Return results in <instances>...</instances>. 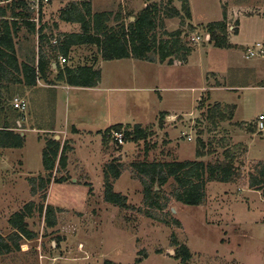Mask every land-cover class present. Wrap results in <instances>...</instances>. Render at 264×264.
I'll return each mask as SVG.
<instances>
[{"label": "rangeland", "instance_id": "1", "mask_svg": "<svg viewBox=\"0 0 264 264\" xmlns=\"http://www.w3.org/2000/svg\"><path fill=\"white\" fill-rule=\"evenodd\" d=\"M58 1L65 6L73 0L44 4L49 6L44 19L50 26ZM182 1L91 0L93 11H119L124 24L147 3H156L162 20L158 36L168 38L166 32L179 30L190 53L185 61L175 59L173 68L166 62L160 66L157 61L132 58L104 61L100 89L57 90L50 95L47 107L55 103L54 118L46 109L48 118L38 125L45 127L49 119L48 127L68 128L48 135H57L61 144L68 141L72 150L64 170L68 181L51 182L44 201L40 192L30 194L28 178L44 173L41 152L46 134L26 126L22 148L0 149V235L10 233L9 218L29 201L34 208L27 223L36 234L31 240L22 239L19 251L0 255V264H104L107 260L181 264L174 258L181 244L191 253L187 264H264V196L249 185L250 176L264 164V132H258L255 124L264 112V53L246 57L256 44L264 50V0H188L190 19L180 11ZM170 5L183 15L166 17L163 11ZM223 13L229 46L216 48L205 25L222 20ZM195 36L197 41L192 40ZM184 75L187 79L178 81ZM202 84L210 90H201ZM0 95L4 106L19 118L26 114V109L13 107V98L22 97L17 87L1 90ZM8 120L16 126L14 118ZM116 123H127L129 133L135 124L141 125L148 133L146 140L125 139L118 144L107 138L105 130ZM73 125L77 134L71 131ZM198 152L203 156L197 157ZM228 157L237 171L233 181L207 182L201 206L170 198L162 212L143 202L142 186L130 167L137 161L224 162ZM111 161L125 167L113 191L126 196L130 208L103 199V170ZM61 173L54 171V176ZM174 187L170 179L161 187L162 196L170 195ZM41 203L60 208L54 227H47L39 214Z\"/></svg>", "mask_w": 264, "mask_h": 264}, {"label": "trees", "instance_id": "2", "mask_svg": "<svg viewBox=\"0 0 264 264\" xmlns=\"http://www.w3.org/2000/svg\"><path fill=\"white\" fill-rule=\"evenodd\" d=\"M0 3H5L11 11V25L17 30L21 23L30 25L33 9L30 7L28 0H0ZM39 7L38 12L41 10ZM164 15L166 17H179L180 11L184 13L187 19L191 15L188 8V0H183L181 10H177L173 6H166ZM0 11L3 17L7 16L4 6H0ZM37 12V13H38ZM120 14V13H119ZM118 13L109 11L93 12L91 8V0H73L68 2L60 9L59 18L66 22L78 23L79 31L76 33L63 34L61 42L55 41L50 46L49 54H44L42 50L38 53L37 68L34 65L23 63L20 66L17 64L15 56V48L12 39L10 38V25L7 19L1 21L0 29V81L8 79L11 73H19L22 75V82L25 85H34L36 83L37 72L44 71V66L48 62V57H57L58 54L66 56L71 45L94 44L100 56L105 61L120 60L132 58L146 62H166L171 65L175 59L185 61L190 49L182 42L181 32H166L168 38H160L156 33L159 26L162 25V20L159 16V7L156 3H147L135 15H130L133 20H128L126 24L121 21ZM10 17V15H9ZM29 21V22H28ZM114 21L115 24H111ZM226 14L223 13V19L210 22L205 25V30L209 35V42L216 48H226L229 46L226 37ZM8 36V37H7ZM8 39V40H7ZM12 61L15 62L13 66ZM4 63L14 67L13 72L5 70ZM65 76V82L70 86L77 87H95L100 81V71L93 70L89 66H79L69 68L64 66L60 70L57 77L58 80ZM5 89L0 84L1 90ZM9 91V89H5ZM0 113H3V123L0 125V149H19L24 145V136L20 132L13 129V126L8 120L14 118V123L19 119L18 114H15L9 108L5 107L1 102L0 95ZM163 115V114H161ZM121 129H125V134ZM128 124H115L105 130L104 135L107 138L112 137L113 132H122L124 140L138 142L146 140L148 133L139 124L133 126V133H129ZM133 134V135H132ZM126 137V138H125ZM113 138V137H112ZM115 141V140H114ZM116 142V141H115ZM117 143V142H116ZM118 149L121 145L117 146ZM72 150L68 141L60 143L59 140L51 137L45 139V144L41 152V163L43 174L36 177H29L30 194L32 196L40 192L41 199H46V189L51 183H64L68 181V176L65 174L68 156L67 153ZM197 157H202L201 152L196 153ZM130 167L133 169V178L138 180L142 186L143 202L148 208L156 211H163L170 198L176 202L191 205L201 206L206 199L205 185L207 182H231L236 177V167L233 166L231 158L226 161L204 162L203 160H187V161H152V162H131ZM125 167L118 162H109L103 170V199L105 202L116 205L120 208H130L127 204L126 196L119 192L113 191V183L117 180ZM54 171L62 172L59 177L54 176ZM172 179L175 187L170 195L161 194V187L166 185ZM249 185L257 190H261L264 196V164L258 169L256 175L249 178ZM34 203L27 202L21 210L14 212L8 223L11 227L10 233L6 236L0 235V255L8 254L12 251L20 250V241L22 239L31 240L36 237V234L29 228L27 218L32 215ZM39 214L43 216L47 227L56 225V213L60 208H55L52 205L39 204L37 206ZM149 217H154L149 210L144 212ZM160 221L164 220L162 218ZM172 223L180 226L177 219H173ZM174 258L179 260L181 264H187L191 258V253L187 246L181 244L175 251ZM138 258L135 263H139ZM104 264H115L109 260Z\"/></svg>", "mask_w": 264, "mask_h": 264}, {"label": "crops", "instance_id": "3", "mask_svg": "<svg viewBox=\"0 0 264 264\" xmlns=\"http://www.w3.org/2000/svg\"><path fill=\"white\" fill-rule=\"evenodd\" d=\"M56 6V18L52 20V25H48L46 21L47 19H44V12L48 7L42 6L41 10L38 13H32L31 23L34 24V27L32 28L30 25H24L21 23L20 27L15 30L11 25L12 17H11V11L8 9L7 6H5V3H0V6H4V9L6 10L7 16L3 17L0 12V29H1V21L4 19H7L10 25V38L13 41L14 48H15V56L17 58V64L20 66L23 63H28L30 65H34L37 68L38 64V53L39 50H42L44 54H49L50 52V46L57 42H61L63 40V34H69V33H76L79 31V24L75 25L71 22L63 21L59 18V12L62 7H64V4H59V1L57 2ZM56 5V4H55ZM91 8L92 2H91ZM2 11V9H0ZM101 11H109L114 13H120L119 11L113 12L112 10H101ZM93 12H100V11H93ZM10 15V17H9ZM121 17V16H119ZM29 22V21H28ZM74 24L73 27L68 28L66 27L67 24ZM111 24H115L114 21L111 22ZM22 28L26 29V33L22 32ZM8 37V36H7ZM8 40V39H7ZM60 57L65 58V62L62 63L60 60ZM122 60V59H120ZM100 56V52L98 51L97 47L94 44H79V45H71L69 48V51L66 56H63L61 54H58L57 57H48V62H46L44 66V71L37 72L36 75V83L34 85H25L22 80V75L19 73H11L9 75L8 79L1 80L0 84L5 89H10L11 87H17V92L23 97H18L22 99L26 104V114L23 115V117H20L18 120H16V126L17 128H14L13 130L16 132H22L24 130H27L26 128L32 129V131L35 132H43L44 135V142L47 137H50L52 135H48L51 132L57 131L58 128H61L59 130H63L67 132L66 128H63L61 126H49V119H47L46 126H40L38 124L41 123V121L44 118H48V114L46 112V109H48L49 116L53 114L54 118V110L56 108L55 103L51 106V103L49 104V107H47V99H51L52 96H54L53 92L57 93V90H65V92L70 91L71 89H89V90H95L100 89L99 86L101 85V64L104 62ZM13 66L15 65V62L12 61ZM158 64L160 66H163L162 63ZM4 63L5 70L9 72H13L15 69L14 67ZM64 66H67L69 68H76L79 66H89L93 70H99L100 71V81L97 86L95 87H77V86H70L65 82V76L63 75L62 79L58 80L57 77L60 73V70L63 69ZM170 68H173L174 65H166ZM189 66V65H187ZM187 66H185L187 68ZM190 67V66H189ZM185 70L184 67H180L179 69ZM188 69V68H187ZM213 73H217L215 71H210ZM206 73V70H204V75ZM187 76L184 75L178 79V81L186 80ZM208 82V81H206ZM173 83V82H172ZM202 84L201 90L207 89L208 87L203 86ZM221 88L223 85H218ZM218 87V88H219ZM217 88V89H218ZM229 88V87H228ZM5 89H2L4 91ZM209 89V88H208ZM210 90V89H209ZM6 91V90H5ZM29 95V96H28ZM51 95V97H50ZM57 95V94H56ZM207 96L209 94H206ZM205 95V96H206ZM26 96V97H24ZM161 96L159 95V98ZM52 100V99H51ZM28 108V111H27ZM166 116H168L165 113ZM33 124L36 125V128L32 126ZM116 124H122V123H116ZM127 124V123H126ZM37 125L39 127H37ZM125 125V124H123ZM27 126V127H26ZM112 126V125H111ZM52 128V129H50ZM18 129L19 131L15 130ZM71 131L75 134L79 132L78 129L74 127V125L71 127ZM22 136H24V132L21 133ZM40 138V136H38ZM53 138H57V135H53ZM44 147V146H43ZM43 149V148H42ZM43 170V169H42Z\"/></svg>", "mask_w": 264, "mask_h": 264}, {"label": "built area", "instance_id": "4", "mask_svg": "<svg viewBox=\"0 0 264 264\" xmlns=\"http://www.w3.org/2000/svg\"><path fill=\"white\" fill-rule=\"evenodd\" d=\"M28 2L30 3L31 9H33L34 12L37 13L39 7L41 5L47 4L48 2H50V0H28ZM198 39H199L198 36L192 37L193 41H197ZM246 53H247L246 57L252 56V55L258 56V55L263 54L264 50L262 49L260 44H256L254 48H249ZM60 60L62 63L66 61L64 57H60ZM13 107L19 111H24L26 109V104L22 99L18 97H14ZM255 124H256V128L258 132H264V112L259 113L257 115V117L255 118ZM112 137L118 144H123L124 137H123L122 132H113Z\"/></svg>", "mask_w": 264, "mask_h": 264}]
</instances>
